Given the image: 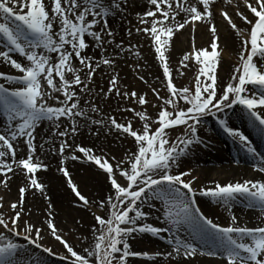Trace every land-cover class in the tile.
<instances>
[{
	"label": "snow or ice",
	"instance_id": "snow-or-ice-1",
	"mask_svg": "<svg viewBox=\"0 0 264 264\" xmlns=\"http://www.w3.org/2000/svg\"><path fill=\"white\" fill-rule=\"evenodd\" d=\"M148 2L153 7L141 16L139 23L142 27H138L136 32L148 36L155 46L154 52L162 67L167 95L161 96L157 89L151 88L161 102L153 105L159 107L155 119L146 112L125 109L135 112L144 122L140 130L134 129L132 121L119 123L115 116H110L107 121H91L133 138L136 151L126 160H116L106 154L97 155L92 148L75 146V151L103 170L115 193L97 205L106 210V215L94 216L97 227L93 229L95 243L91 250L85 249V254L75 251L59 234L51 218L47 220V227L65 247L69 256L64 259H68L70 264H92L93 258L95 264H128L129 256L142 255L131 251L129 237L136 232L155 236L162 231H172L168 242L173 246V251L167 255L173 259L191 258L197 254L220 255L226 264H264V226H239L235 215L231 217L232 224L229 226L214 223L197 205V190L193 187L196 178L186 181L185 177L192 175L190 171L174 172L180 166L181 157L203 142L198 134V126L204 116H215L225 109L242 106L253 125L264 132V0H237L235 15L247 25L246 29L239 28L228 11H221V16L241 38L240 63L235 67L230 81L222 84L219 80L216 70L221 59L217 51L219 36L216 26L212 24L209 29L212 35L210 48L197 50L193 46V51L185 54L180 61L183 68H188L193 60L202 65L194 78V85L185 87H178L174 83L166 53L175 33L186 26H191L194 32L197 22H209L214 18L216 0ZM226 2L233 4V0ZM241 5L251 18L240 10ZM120 7V0H48L47 3L46 0H0V59L21 73L13 76L0 72V79L12 85L6 87L5 83H0V108L8 121L6 130L0 132V176L3 177L0 183L7 188L11 179L9 174H15L17 170L24 172L29 180L19 189V201L10 206L14 215L5 219L0 214V226L7 233L21 235L19 229L26 193L29 190L44 192V185L36 178L38 171L47 170V165L37 156V126L45 120L59 122L65 118L70 121V131L58 132L60 137H65L59 146V154L63 155L66 149L73 147L67 138L74 140L78 133V118L88 121V113L81 107V94L91 90L89 86L101 66L112 67L114 61L102 58L96 62L86 55L90 47L87 37H91L98 47H103L105 43L111 45L115 34L109 29L107 18ZM182 13L184 18L181 22L177 17ZM105 35L113 39L106 41ZM116 47L123 49L122 44ZM12 53L23 56L27 63L18 62ZM53 54H56L55 61ZM74 60L79 62L80 67L74 66ZM139 79L148 83L143 76ZM118 80V74L111 76L107 92L101 90L100 94L137 100L141 106L149 103L146 93L141 95L137 91H121ZM50 99H55L59 106L51 105ZM91 111L99 112L100 109L93 105ZM220 124L249 153L259 155L244 132L229 127L226 120H220ZM56 126L59 128V123ZM177 128H183L184 132L173 141L170 132ZM21 138H25L23 143L27 146V153L26 158L17 159L15 142ZM71 159L77 160L79 157L73 154ZM260 159L261 166L256 170L264 174V156ZM60 171L82 205L90 207L91 202L73 183L68 169L61 168ZM199 194L226 206L243 199L248 207L258 206L264 210V179L226 185L217 182L213 188L201 189ZM150 200L162 202L163 216L170 227L161 229L139 223L147 216L142 206ZM2 201L3 197H0V209L4 207ZM23 228L24 238L30 244L43 247L38 243L43 238L41 228L28 222L24 223ZM181 230L190 231L191 239L181 237ZM196 240L199 247L194 243ZM20 250L18 243L0 232V264H20L17 259ZM44 251L51 253L52 249L44 248ZM143 255L148 256L147 253Z\"/></svg>",
	"mask_w": 264,
	"mask_h": 264
},
{
	"label": "bare ground",
	"instance_id": "bare-ground-1",
	"mask_svg": "<svg viewBox=\"0 0 264 264\" xmlns=\"http://www.w3.org/2000/svg\"><path fill=\"white\" fill-rule=\"evenodd\" d=\"M147 1L148 0L134 1L135 7H138L136 9H138L139 11L141 10L140 13L142 14L145 10V7L143 5L147 4ZM189 2L195 3V0H189ZM217 3L218 2L216 1V4ZM223 3L226 5L227 4L226 0L225 1L223 0ZM223 3L221 6L220 5L218 6L222 8V6H224ZM230 8H232L231 12L234 15L236 8L233 7ZM240 9L241 11H244L245 14L247 15L249 14L242 6L240 7ZM215 16L216 14H214V18L209 22H201L200 24H196L197 44L195 45V49H201L202 47L199 46L206 44V42L212 41V35L209 29L211 25L214 24L217 28V34L220 37V44L223 46L224 51L227 52L228 50H230L231 54L235 55L236 52L240 49L241 38L236 35L235 30H233L230 27V25H229L230 28L226 27V24L228 25L226 20L221 21L217 18V16L216 17ZM249 18L251 17L249 16ZM234 22L241 29L247 28V25H245L244 22L241 21L240 19L235 18ZM123 24L124 22L115 25V27L119 30V33L115 35L116 39L122 36L121 32H122ZM97 30H99V27L97 28ZM192 30L193 29L191 27L190 30L184 29L175 33L173 40L171 42V47L167 52V54H169L173 62L183 57L182 54L187 47H190L191 49L192 39L190 35L192 34ZM106 38L107 37H105V39ZM87 42L89 43L90 47L86 50L85 54L90 55L93 52H95V55H98V52L96 51L98 49V46L96 45L95 41H93L92 38H87ZM147 43L148 44L145 45L144 47L145 48L144 55L146 54L145 57L147 58V62L149 66L148 69L151 68L152 70H154L156 62L153 61L154 60L153 58L151 59V56L153 54L152 50H154L155 46L151 41V39H147ZM121 57H123L124 60H119L118 63L115 65L113 64V66H116L117 67L116 70H119V72L125 75V80H122V78H120V81H118L119 85L123 86L124 83H129L130 75L126 69L122 70L120 68V66H122V62L126 63L127 53L126 52L122 53ZM53 59L55 61L56 54H53ZM73 63L74 66L80 67L78 61L74 60ZM7 64L8 62L2 61L0 65L6 66ZM230 64H231L230 61L228 62L223 61L221 68L227 70L226 72L231 74L233 71L232 69L233 66ZM159 69H160L159 66L156 67V71ZM112 70H113L112 67L101 66V68L97 71L92 84L89 86L91 89L90 91H92L95 87H104L107 82L106 77L109 75L110 71ZM158 72L160 73V70ZM156 74L158 73L156 72ZM228 77L229 74L226 76H221V81H222L221 83L224 84ZM69 78H71L70 74H69ZM82 79H84L83 75H82ZM85 82L87 83V80H85ZM126 90L127 88H123V87L121 89V91H126ZM90 91L85 92V94L83 93L81 94V107L84 108L89 115H91L90 109L91 106H93L92 103L93 101L90 100L89 101L90 103L86 105L84 100L88 99ZM57 95H61V94H57ZM62 98L63 97L61 95V99ZM117 98L120 99L119 97ZM51 102L52 103L54 102L56 105H58L55 99L54 100L51 99ZM128 102L129 100L127 99H122L121 101L112 98L109 101L107 100L106 107L112 113L122 116L119 109L121 107L128 109L127 108ZM104 111H107V109L103 110L101 113V115L105 118ZM232 112H234V109L230 108L226 110L225 114L228 115V117L231 119ZM92 116L93 119L95 120H104L99 117L96 118L94 114ZM233 117L247 118L244 116H236V115H233ZM205 120L206 121L210 120V121H207L205 124L201 123L198 126V128L201 134L207 135V137H203V139L204 141H208V143L211 144L208 145V149H210V147L215 146V141L212 140L211 134L213 133L219 134V132L215 130V128H213L211 119L206 118ZM236 122L237 121L234 120V123ZM51 123L56 124L55 122H51ZM78 123L80 127L74 140L71 137L67 138L69 144H72L73 147L70 149H66L62 157L58 154V151L53 153L51 150L58 149V147L63 142L65 137H60L59 135L52 134L53 131L51 128L42 129V132L44 131L45 133V135L43 136L41 132H38L36 134L37 156L39 157V160L43 162V164L47 165L46 171L40 170L36 173V175L38 174L37 176L38 180L41 181L45 187L43 193H41L39 190H29L26 193L25 202L23 205L24 214L21 221L24 219H29L30 221L29 223L35 225L38 228H41L43 231L48 229L47 220L49 218L52 219L55 226L58 225V227L61 228V231L64 228H66V226L76 225L78 226V228L80 229L82 228L86 234L90 235L94 229V225L93 222H91L90 215L83 213L80 209L72 207L71 203L73 197L76 199L78 198L72 192L71 187L67 182V178L60 171L61 168L68 169L73 183H75L78 186L79 191L82 192V194L85 195L86 197H90L94 200L97 197L100 198L103 195V192H106L108 189H110L107 183L108 178L105 176L103 172L97 169L95 165L93 164L81 165L80 163H77L75 160H68V159L70 155L73 154H75L77 157H82V153L80 154L78 151L75 152L74 150L75 142H78L80 144L83 143L85 146L95 147V153H97L98 155L106 154L108 157H112L113 153H117L122 150L120 144L118 143L119 134L114 129L109 130V128L101 124H99L97 127L93 126L88 121L85 122L84 124V122L80 118H78ZM212 129H214V132ZM42 140L46 141L44 148L41 146ZM132 146L133 145L129 146L128 149L132 148ZM15 147L18 148L19 150H23L25 153L24 155H26L27 152L26 145L17 147V144H15ZM130 154L131 153H127L126 155L128 156ZM119 155L122 156L123 154H119ZM189 157L190 160H193L198 164L203 165L201 169V175L203 181L202 185L204 189L213 188L217 182L220 183L221 185H226L230 182L235 183L238 180L244 181L245 179H247L249 175H251V177H253V179L255 180L264 179V174L256 170L259 166H261V161L255 159L247 151L241 148H237L235 146L229 148L227 152L226 151L217 152L213 157L210 158H209V154L203 151H198L196 154L193 153ZM236 157L238 158L237 162L239 164H234V163L232 164V161H235ZM63 158H65L68 161L58 164L59 162H61ZM118 158L121 157L118 156ZM216 162L218 163L216 164ZM226 162H229L230 165H227ZM190 165H192V163ZM56 166H58L57 171H55ZM252 166L254 167L253 168L254 172H250ZM13 167L15 168V165H13ZM215 171H218L223 175L215 174L216 173ZM251 173H253V175ZM9 175L11 176V179L8 181L7 188L2 183H0V190H2L4 193L5 200L3 199V201L5 202L6 206H10L12 203L18 202L20 198V193H19L20 187H23L29 183V180L27 179V175L24 172L17 170L15 174H9ZM2 179L3 177H0V180ZM8 202H10L11 204L9 205ZM49 205H51V207ZM225 211L230 215V218L233 215H235L237 217L239 224H254L258 218H264V212L260 213L255 209L248 207L247 202L244 201L243 199H240L238 202L235 201L231 206H226ZM49 213H51V216H49ZM21 221H20V225H21ZM94 223H96V221ZM147 235L149 234L146 233V236ZM157 242H158L157 239H155V241L152 240L150 245L153 246L157 244ZM160 247L162 248L163 246L160 244ZM164 249H166V247H164ZM195 259H196L195 262L194 261L190 262L188 259L178 257L177 264H223V262L214 259H207L201 257ZM136 264H151V263L136 262Z\"/></svg>",
	"mask_w": 264,
	"mask_h": 264
},
{
	"label": "rangeland",
	"instance_id": "rangeland-1",
	"mask_svg": "<svg viewBox=\"0 0 264 264\" xmlns=\"http://www.w3.org/2000/svg\"><path fill=\"white\" fill-rule=\"evenodd\" d=\"M232 6L234 7V5H232ZM136 8L137 7H135L134 0H128L125 2V4L123 6L120 7V10H118V12L121 14L119 16V18L124 17L126 20V23L123 24V29L121 32L122 37H123L122 38L123 41H121L119 44L125 45L124 48L127 50V61H126V65H125V62H122V66H120V68L122 70L126 69L130 75L129 83H124L123 86H120V89H122V87L127 88L126 91H129V92L137 91L141 95H144L146 93L147 94L146 99L149 101V103L147 105L141 106V105H139L137 100H129L127 108L128 109H135V112H146L152 119H155L156 115L159 111V107H153V105H158L161 102L157 100L156 96L152 93L151 88L157 89V91H159L161 96H166L167 90L165 88V77L163 76L162 67H161L158 59L156 58L154 50H152L153 54L151 56V59L153 58L154 59L153 61L156 62L155 69L154 70H152L151 68L148 69L149 66H148L147 58L145 57L146 54L144 55V49H145L144 47H145V45L148 44L147 43L148 36H146L143 33H137L136 32V29L138 27H142V25L139 23L141 16L139 15L140 13L138 12V10ZM229 8H230V6H229ZM227 10H228V8H227ZM229 13L233 16L232 12H229ZM216 16L219 20H221V21L223 20L222 16L220 15L219 10H217ZM235 18H237V16L234 14L232 19L235 20ZM178 20H180V19H178ZM123 22H124V20H123ZM226 27L230 28L229 24L228 25L226 24ZM187 29L189 30V28H187ZM129 31L131 32V35H129ZM192 35H193V32H192ZM131 36H132V38H131ZM191 41H192L191 49H193V46L195 47L197 42H195L193 37H192ZM209 42H206V44L201 45L199 47L203 48V46H204V48H208V44L209 45L211 44V42L210 43ZM191 49H190V47H187L184 50L182 56L191 52ZM218 50H219L221 59H220V63L217 65L216 70H217V73L219 75L220 82H222L221 76H226L229 74V77L227 78L226 82L224 83V84H226L227 82L230 81V77L232 76L235 67H237L240 63L239 52L241 51V39H240V49L236 52L235 55L231 54L230 50H228L227 52L224 51L222 45L219 46ZM136 52H139V55H136ZM109 53H111V51H109ZM128 54H129V57H128ZM166 55H169V54L166 53ZM181 59H182V57L173 62L169 56V63H170V68L172 69V73H173V77H174V83L178 87H185V86L194 85V78L199 73V70L202 67V65L197 64L195 62V60H193L190 63V66L188 68H183L180 64ZM223 61H227V62L230 61V63H231L230 65L233 66L232 67L233 71L231 74L227 73L226 72L227 70H224L223 68H221ZM158 66L160 68L159 70H160L161 75L158 72L159 70L156 71V67H158ZM112 68H113V70L110 71V73L107 77V83H109L111 76L117 75V74L120 75L119 79L122 78V80H125V75H123L121 72H119V70H116V68H117L116 66H112ZM156 72L158 74H156ZM181 73H183V75H181ZM19 75H21V73ZM140 76H143L144 80H146L148 83L146 84L143 81H141L139 79ZM107 89H108L107 84H105V87H103V88L102 87H95V89H94L95 94L91 92L93 95L92 96L89 95L88 99L84 100L86 105L89 104L86 102H89L90 100L93 101L92 102L93 105L98 106V108L100 109L99 112H92L90 109L91 115L94 114V116L96 118L99 117V118L104 119L103 121H107L110 116H115L117 121L119 123H122V124L126 123L127 121H132L134 129L140 130L142 128L144 122L141 121L135 115V112L125 111L126 108L121 107L119 110H120L122 116H119L118 114L112 113L111 111L108 110V108L106 107L107 100L109 101L110 99L114 98V99L122 101V99L121 98L118 99L115 95H112L108 99V96L100 94L101 90H103L106 93ZM105 109H107V111H104V115H105V118H104L101 115V113ZM236 109L243 110L241 107H236ZM215 116L220 117L221 113H217ZM210 117L213 118L212 115ZM91 121L92 120H90V123L93 126L97 127L99 125V124H93ZM60 126L64 127V129L61 131H66L68 129L67 125L63 126V124H61ZM107 128H109V127H107ZM183 132H184L183 128H177L176 130L170 132V137L174 141L175 138L177 136L181 135ZM118 143L120 144V147L122 150L117 152V153L123 154V155L121 156L117 153H113L112 157H115L116 160H120V159L126 160L127 159V155H126L127 153H132V152L136 151V146L133 142L132 137H126L123 134H119ZM131 145H133L132 148L128 149V147ZM83 146H85V145H83ZM93 148H95V147H93ZM118 156L121 158H118ZM82 164H84V162H82ZM88 164H91V163H88ZM188 165H189L188 163H186L184 166L180 165L179 168L174 169V172L178 173L180 171H189L190 169H189ZM57 167L58 166H56L55 171H57ZM196 168H198L197 173L193 174L192 176L185 177V180L187 181V180H190L193 177H195L196 181L193 184V187H194V189L197 190V193L199 194L200 190L203 189V187H202L203 181H202V176H200L201 175L200 174L201 167H199L196 164ZM99 170L101 172H103V170H101V169H99ZM215 174L223 175L222 173H220L218 171H216ZM105 176H106V174H105ZM120 182L123 183V181H120ZM107 183H108V185H109L108 187L110 189H108L106 192H103V195L100 198L97 197L96 199L93 200L92 198L86 197L84 195L91 202L90 207H84L82 205V202H79L78 199H76L72 196L73 197V200L71 203L72 207L80 209L85 214H89L91 217L90 218L91 222H93L94 228L97 227V223H94L96 221L94 219V216L95 215H99V216H105L106 215V210L98 208L97 205L101 201L106 200V198L110 194L111 195L115 194L114 191L110 187L109 180ZM198 183H200V184H198ZM0 197H3V199L5 200L4 193L2 190H0ZM198 197H201V195L199 194ZM2 202L4 204V207L2 209H0V214H3L5 219H9L10 217H12L14 215L13 210L10 207L11 203L8 202L10 206H6L5 202L4 201H2ZM203 202H204V205H202L200 203V208L215 223L221 224L224 226L232 224L230 215L228 213H226V211L223 212L226 207L222 203H212V202L206 201L205 199L203 200ZM130 215H132V214H130ZM160 216L162 218H164L163 214H161V213H160ZM145 220L148 221V219H145ZM25 222L29 223L30 221H29V219H24L21 221V227L19 229L21 232L20 236H15L13 233H7V231L5 229H3L2 226H0V232H4L12 240L14 239L15 242H17L18 244H20L23 247L22 250L20 251L19 256H18L20 264H29L30 263V256L34 259V264H70V261L68 259H64V257L69 256L65 247L52 236L49 229L44 230V231L42 230V237L43 238L38 243H40L43 247H36V245L30 244L29 241L26 240L24 238V235H23V231H24L23 225ZM149 222H151V221L149 220ZM144 223H146V222L144 221ZM239 225H245V224H239ZM9 226L11 227V224ZM56 227L59 230V234L62 235V237L71 246H73L74 250L77 251L78 253L85 254V252H84L85 249L91 250V248L94 246L95 240H94V232L93 231L90 235H88L83 231L82 228L80 229L76 225L66 226V228H64L62 231H61V228L58 227V225ZM144 234L145 233L136 232L134 235H132L131 237L128 238V243L130 245L131 251L138 252V253H141L143 255V252H145V250H146V248H144V247L147 245V242L149 241V237L145 236ZM32 235H33V237L35 236L34 233ZM180 236L187 238V236H190V234L188 232V233H184V235H183L180 232ZM25 245L28 246L29 248L25 247ZM121 247H122V245H121ZM44 248H51L52 252L47 253L44 251ZM29 250H31L32 254L29 252ZM153 251L155 252V249ZM169 252H172V251L170 249H167V251L165 252V256H164L163 252L160 251L159 254H161V255H160V259L158 260L157 264H177L178 257H176L175 259H173L172 257H169L167 255V253H169ZM36 256H38L37 260L35 258ZM162 256H163V258H162ZM212 257L218 258V256L216 257V256H209V255H206L203 258L213 259ZM220 258L222 260H224L222 257H220ZM189 261L195 262L196 259H191ZM224 261H223V264H226V261L225 262ZM136 262H145V263L149 262V263H151L150 260H146V258L141 256V255L128 257V264H136ZM92 264H95V258L92 259Z\"/></svg>",
	"mask_w": 264,
	"mask_h": 264
}]
</instances>
